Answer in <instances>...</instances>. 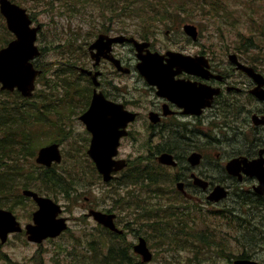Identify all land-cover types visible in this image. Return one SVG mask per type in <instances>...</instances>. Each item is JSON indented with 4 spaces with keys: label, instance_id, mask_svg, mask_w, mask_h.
<instances>
[{
    "label": "rangeland",
    "instance_id": "obj_1",
    "mask_svg": "<svg viewBox=\"0 0 264 264\" xmlns=\"http://www.w3.org/2000/svg\"><path fill=\"white\" fill-rule=\"evenodd\" d=\"M179 1L180 0H170L171 3ZM229 2L232 4L228 9L231 12H235L239 16L240 24L238 30L242 33L245 32L246 36L254 34L260 35V33L254 30L256 23H260L264 26V0H238L235 3L233 0H229ZM130 3L131 1L122 2V9ZM62 5L63 4L60 3L56 4L54 19L48 18L46 13L47 11L43 8L44 5L42 4L41 0H30L26 6L27 8L36 7L37 20L45 24L44 33L41 38L43 43L58 39L63 40V43L55 44V48L49 51L43 59L42 62L45 63L44 70L46 76L41 81V84L38 85V87L41 89L39 94L32 98V102L36 103L37 106H40L43 103L46 108H51L54 104L51 101L57 100L60 95H64L66 89L69 88L68 83L70 85L76 81L75 72L72 71L69 73L67 66L61 67L59 69V77L54 74L55 71L53 69L55 65H57V60L63 56V53L75 50L76 43L74 38L80 32L79 27L86 26L88 23H91L94 20V18L89 15V11L94 13L101 10V6L80 5L78 9L70 11L66 13V15L62 16V13L59 12ZM71 7L72 4H70V9ZM139 7L140 6H137L134 9V15L138 14L137 10ZM130 8L133 9V7ZM244 12L246 15L245 20L241 17ZM113 15H117V13H113ZM211 16L208 19H204L203 16L200 19H195L193 17V21L189 22L199 26L200 37L198 41L193 42L186 40L184 36L179 34L180 25L184 22H187H182L179 15L176 16V20H168L162 25L163 29L170 28L171 31H168V33L162 31L159 35H156L154 32H152V39L157 43H164L172 50L190 53L199 50H205L204 53H206L208 50L217 53L219 56H225L227 52L234 49L236 41L239 38L237 36L238 30L226 29L225 27H222L221 30L217 24L213 23ZM135 21L136 19L131 20V22ZM70 25L73 27V30L69 28ZM150 33L151 32H137L136 35H146ZM126 34L127 36L130 35L128 33ZM219 36H221L222 40L219 39ZM173 40H175V42ZM252 53L255 52L253 51ZM260 55L263 56L261 52ZM75 58L79 59V55H76ZM85 64H89V61H87ZM113 76L119 78L116 76V74ZM122 81H129V78L123 77ZM59 89L62 90L61 94L58 93ZM77 97H79V95ZM0 99H3L2 109H0L1 123L4 118L9 117L12 114H18V100H14L13 97H9L7 94H4V97L0 96ZM60 104L61 101L58 100V105ZM36 130V128H33L31 131L34 132ZM209 133H212V131ZM197 139L200 142H203L202 138L198 137ZM219 140H223V137H219ZM168 143L174 144L176 152H181L183 151L182 149H184L181 141L168 140ZM145 145V141H138L135 144V148L140 149ZM199 149L203 151L206 159L214 160V163H219L220 158L225 155L220 145L215 143L212 144L210 142L204 141L200 144ZM217 153L219 154L218 157L216 156ZM64 160L65 162L62 165L66 163V169H69L71 172H73L75 180L79 181L80 169L85 167V163L89 164V162L87 160L81 159L78 154H71L69 152H66L64 155ZM212 170L214 171V168ZM145 173L150 175L148 178L150 180V183L148 184V192L153 196H159V202H152L147 198L139 197L137 195H130L128 197H112V200L114 199L116 201L115 205L120 209V211H118V221H120L125 226H130L136 234L158 235L161 226L165 229H170L171 232H168L169 234L177 235V239L175 240L174 254V257L177 259L186 258L187 254L180 253L181 250L193 246L195 241L202 239H212L216 237L222 238L221 236H218L209 226H207V224L202 219L197 217L182 219V217L179 216V209L188 206V202L185 201L173 188L175 178L155 173L144 163L142 155L137 154L131 158V168L126 178V183L136 182L140 184L141 181L143 184L142 175ZM6 180L9 181L6 182ZM15 180V175L9 176L8 174L5 175V178L0 179V188L7 190L5 195V199L7 201H13L14 199V194L11 190L15 185ZM47 189L48 192L52 190L51 187H47ZM89 194V192H85L83 195L89 196ZM238 195L239 194H234L230 199V206L233 212L240 218L243 224V231L237 236L235 245L246 255H264V209L259 211L256 207H253L250 211L244 212V208L248 207L249 204L255 206L258 202L252 196L244 200L242 197H238ZM92 196L96 201L101 202V198L95 195ZM105 196L106 195H104V197ZM204 205L207 208L211 207L207 204ZM84 206V200L82 199L77 203V206L74 209H71L70 211L66 209L67 214L70 217V228L65 233L67 238H71L72 236H81V228L87 225V219L83 221L79 218L84 210ZM29 209H32L31 204L26 202L23 205L17 207L16 212L20 218H24L29 214ZM129 214L133 215L132 218H129L130 216L128 217ZM174 222H178L177 227L173 225ZM89 229H91V231L95 230V228L91 227H89ZM127 238L133 241L135 236L128 233ZM61 241L62 240H58L56 243H61ZM103 241H108L109 250L114 246H119L121 249L125 250H122L120 253H122V255L127 259L126 261H128L129 254L125 249V239L123 236H118V238L108 236L103 238ZM91 244L94 246L98 245L94 240L91 241ZM23 246L25 245L17 242L14 245L6 247V252L13 260L19 261L21 264H34L35 258L22 257L24 254L22 248ZM75 251L79 252L80 250L75 249ZM45 255H48V253H45ZM160 255L154 251V261H152V264H160V258L161 260H165V262H167V249L161 252ZM95 258L101 263L121 264L118 254L115 251H109L108 257H102L99 253V250H96ZM198 258L200 259V263L208 261L206 260V257L203 256V254H198ZM67 259L68 264H74L72 257L67 255ZM222 263L225 264L226 260H224ZM0 264L5 263L4 261L0 260Z\"/></svg>",
    "mask_w": 264,
    "mask_h": 264
},
{
    "label": "flooded vegetation",
    "instance_id": "obj_2",
    "mask_svg": "<svg viewBox=\"0 0 264 264\" xmlns=\"http://www.w3.org/2000/svg\"><path fill=\"white\" fill-rule=\"evenodd\" d=\"M236 54L237 60L240 63L252 66L254 72L260 73L264 76L263 70L258 67L256 63L246 58V56L241 52H237ZM208 63L213 76L204 82L210 85L219 86L220 92L213 99L211 107L204 110L202 114V117L204 118L195 119L193 121H185L176 125L181 131V136L187 138L185 144L200 148V144L204 141L212 144L215 143L220 145L225 155L244 153V155L247 154L253 156L259 151H262L264 154V129H255L257 127L252 126L250 123V115L253 108H257V112L264 115V102L253 105L251 100L247 97L248 93L254 86L253 81L248 78L244 72L238 70L236 66L228 60L220 61L215 60V57H208ZM67 68L69 73L73 71L70 67L67 66ZM185 78L191 81H200V79L196 77L186 76ZM262 87L264 88V84ZM171 107H174V104L165 100L160 103V109L162 112L169 110ZM203 122H208L211 125L212 133H209L210 131L208 133H202L197 129V126ZM198 137L202 138L203 142H200L197 139ZM219 137H223V140L220 141ZM168 140L178 139L171 137L165 138L164 145L174 152L178 159L179 173L175 177V182L182 181L183 189L180 191L184 197L189 198L195 203H198L200 198L203 201H210L207 199L209 194L215 187L220 186L227 191L225 200H230L234 194H239L238 197H242L244 200L250 198L251 196L255 199H264V192L262 193L256 188L259 180L253 171H247L239 175H232L225 169L221 170L219 163H214V160L206 158H204L200 164L192 166L188 164L185 159V147L182 149L185 152H176L174 144H169ZM8 144L9 147H11L12 142L9 139H7L5 146H8ZM213 168L214 171L212 170ZM194 175L201 176V180L206 183L205 186L202 187L199 183H196L191 178ZM149 176L150 175L148 173L142 175L144 184L143 185L140 181L142 186H148L150 183V180L148 179ZM113 201L116 203L114 199ZM221 202L222 201L218 203ZM261 203L262 202H258L255 206L249 204V206L256 207ZM90 210L102 211V208L100 206H95L91 207ZM238 221L240 222V219H238ZM20 222L22 224H26L29 221ZM24 235L25 228H23V230H19L18 232L11 233L6 242L0 244V248L9 245L10 241L14 238H23ZM109 236L118 238V235ZM58 239L59 237L53 239L49 238L46 239L43 244L51 243ZM91 245L95 248V250H99L98 245ZM42 261H45V259L43 258ZM47 263L59 264L58 262L53 263L50 259Z\"/></svg>",
    "mask_w": 264,
    "mask_h": 264
},
{
    "label": "water",
    "instance_id": "obj_3",
    "mask_svg": "<svg viewBox=\"0 0 264 264\" xmlns=\"http://www.w3.org/2000/svg\"><path fill=\"white\" fill-rule=\"evenodd\" d=\"M222 195H219V197ZM36 220L38 222V226L36 228V230H34L32 232V236L33 238L39 239L40 237L46 235V234H55L61 227L57 226V227H52L51 226V219H50V215L48 213H46L44 210H42V212H40L38 214V216L36 217ZM6 232V228L4 226V224H0V236H4ZM135 250L138 251L139 253H141L144 256V259H149L150 255L148 253V250L145 248V245L143 242H141L140 244H138L135 247Z\"/></svg>",
    "mask_w": 264,
    "mask_h": 264
},
{
    "label": "trees",
    "instance_id": "obj_4",
    "mask_svg": "<svg viewBox=\"0 0 264 264\" xmlns=\"http://www.w3.org/2000/svg\"><path fill=\"white\" fill-rule=\"evenodd\" d=\"M8 181L9 180H6V182H8ZM173 225L175 227H177L178 226V222H174ZM168 232H171V230L170 229H165L164 227L161 226L160 229H159L158 235H160L161 240L165 244H169L171 248H174L175 247L174 240L177 239V235L176 234H169ZM172 237L174 239H172ZM194 244L197 246V242L196 241L194 242ZM125 249L127 250L128 254H129V259L128 260H131V255L129 253L128 248L125 247ZM122 250L123 249H121L119 246H114V247L110 248L109 251L110 252L115 251L118 254L119 261L121 263H124L127 259L122 255V253H120V252H122ZM123 251H125V250H123ZM174 254H175V252L168 253V258L166 259V260H169V261L171 260V258H174V259L178 260L177 262H172L171 264H200L196 260H191L190 258L189 259L185 258V259L179 261V259L174 257Z\"/></svg>",
    "mask_w": 264,
    "mask_h": 264
},
{
    "label": "bare ground",
    "instance_id": "obj_5",
    "mask_svg": "<svg viewBox=\"0 0 264 264\" xmlns=\"http://www.w3.org/2000/svg\"><path fill=\"white\" fill-rule=\"evenodd\" d=\"M243 8V7H242ZM10 191V190H9ZM12 191V190H11Z\"/></svg>",
    "mask_w": 264,
    "mask_h": 264
}]
</instances>
